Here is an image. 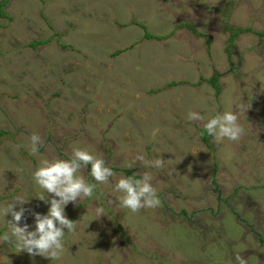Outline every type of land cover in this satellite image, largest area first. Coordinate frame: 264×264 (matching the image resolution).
<instances>
[{
  "label": "rangeland",
  "instance_id": "1",
  "mask_svg": "<svg viewBox=\"0 0 264 264\" xmlns=\"http://www.w3.org/2000/svg\"><path fill=\"white\" fill-rule=\"evenodd\" d=\"M2 10L0 206L24 198L21 226L34 230L32 213L50 205L37 199L33 172L74 148L115 175L66 206L79 224L58 260L0 241V264H232L238 253L264 264V0H7ZM185 24L197 34L178 28ZM231 28L263 34L240 33L228 48ZM36 41L49 42L30 47ZM235 105L247 109L242 138L209 136L208 145L203 123ZM33 133L43 143L37 155ZM138 155L164 166L144 167ZM90 167L78 175L95 183ZM144 173L160 206L120 208L114 183Z\"/></svg>",
  "mask_w": 264,
  "mask_h": 264
},
{
  "label": "clouds",
  "instance_id": "2",
  "mask_svg": "<svg viewBox=\"0 0 264 264\" xmlns=\"http://www.w3.org/2000/svg\"><path fill=\"white\" fill-rule=\"evenodd\" d=\"M246 111L242 105H235L232 111L218 113L208 119L203 123V129L218 144L225 140L238 142L244 135V129L239 123V114H245ZM187 119L204 121V117L197 112H189ZM28 139L31 145L30 154H39L43 147L41 137L33 133ZM135 159L144 167L164 166L162 158L149 161L138 155ZM89 165L90 176L95 183H89L82 175H78L82 169H88ZM114 175L104 159L80 148H74L67 160H41L40 166L33 172L32 179L42 190L37 199L50 205L47 214L32 213L35 220L34 230H29L27 223L21 226L25 212L28 211L23 207L27 201L20 196L15 197L11 203L0 206V216L4 220L6 216H11V220H5L7 231L0 235V241L14 245L18 253H27L32 258L40 256L51 261L58 260L64 252L66 233L74 234L79 224L67 218L66 206L93 197L97 186L110 183ZM151 181L152 176L144 173L139 179L122 177L115 182L113 191L120 194L119 207L131 213L159 207L161 201ZM17 208L19 210H16ZM94 213L98 218L104 216V208L97 206ZM232 264H249V260L238 253L234 256Z\"/></svg>",
  "mask_w": 264,
  "mask_h": 264
},
{
  "label": "trees",
  "instance_id": "3",
  "mask_svg": "<svg viewBox=\"0 0 264 264\" xmlns=\"http://www.w3.org/2000/svg\"><path fill=\"white\" fill-rule=\"evenodd\" d=\"M6 1L7 0H5V1H3V2H0V14H1V16H6V13L4 12V10H2V7L6 4ZM135 24H137V25H140L143 29H146V27H145V25H143V24H140V23H135ZM184 28V27H188L189 29H191L194 33H196L197 34V31H196V29H195V27H193L192 25H190V24H185V25H180L178 28ZM230 31H231V37H230V39H229V43H228V48H231V47H233V43H234V41H235V39H236V37L240 34V33H253V34H259V35H262L263 33H259V32H257V31H255V30H252L251 28H246V29H238V31H234V29H230ZM201 36H205V35H201ZM146 38H148V39H157V40H163L164 39V37H161V36H156V35H152V34H150L149 32H146ZM49 41H36V42H33V43H31V45H30V47H32V48H36L38 45H42V44H46V43H48ZM210 83L212 84V86H213V88L216 90V94H217V96H219L220 95V93H221V88H220V85H219V75H215V77H213L212 79H210ZM202 135H203V138H204V140H205V142H209V135L204 131V130H202ZM208 145H209V143H208ZM127 175L129 176V175H131V172L130 171H127Z\"/></svg>",
  "mask_w": 264,
  "mask_h": 264
}]
</instances>
